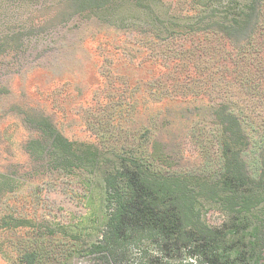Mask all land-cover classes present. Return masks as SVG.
I'll use <instances>...</instances> for the list:
<instances>
[{
	"label": "rangeland",
	"instance_id": "1",
	"mask_svg": "<svg viewBox=\"0 0 264 264\" xmlns=\"http://www.w3.org/2000/svg\"><path fill=\"white\" fill-rule=\"evenodd\" d=\"M19 11L0 19L1 34L19 35L0 55V182L11 188L0 194V264H195L145 239H127L110 259L95 246L109 211L100 180L108 149L153 152L147 163L167 176L218 177L215 99L195 93L199 72L169 61L197 51L198 37L161 42L102 13L75 15L62 0ZM31 109L84 153L90 174L57 170L48 144L35 151ZM201 214L211 226L222 220L212 205Z\"/></svg>",
	"mask_w": 264,
	"mask_h": 264
},
{
	"label": "trees",
	"instance_id": "2",
	"mask_svg": "<svg viewBox=\"0 0 264 264\" xmlns=\"http://www.w3.org/2000/svg\"><path fill=\"white\" fill-rule=\"evenodd\" d=\"M34 1L0 0L1 22L18 17L19 9ZM62 2L75 15L102 13L112 25L145 29L161 42L198 37L197 51L179 52L169 61L199 72L204 83L194 91L203 87L201 94L215 99L212 114L220 130L215 179L167 176L147 163L155 160L153 152L142 157L123 148L108 149L113 163L101 170L100 180L109 211L95 251L110 259L127 239H145L195 264H264V0ZM181 2L185 6L176 8ZM18 36L0 33L1 57L18 47L13 43ZM0 90L3 94L4 86ZM30 111L35 112L31 121L38 135L32 141L35 151L42 153V143L48 144L57 170L90 174L84 153L47 118ZM8 185L2 179L1 195L11 191ZM205 205L221 214L219 225L205 222Z\"/></svg>",
	"mask_w": 264,
	"mask_h": 264
}]
</instances>
